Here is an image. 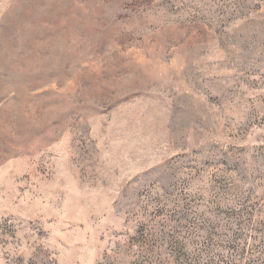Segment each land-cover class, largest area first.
Masks as SVG:
<instances>
[{
    "label": "rangeland",
    "instance_id": "rangeland-1",
    "mask_svg": "<svg viewBox=\"0 0 264 264\" xmlns=\"http://www.w3.org/2000/svg\"><path fill=\"white\" fill-rule=\"evenodd\" d=\"M0 264H264V0H0Z\"/></svg>",
    "mask_w": 264,
    "mask_h": 264
}]
</instances>
